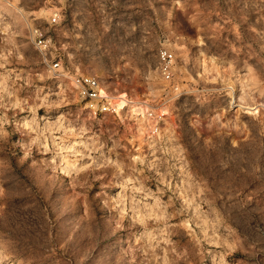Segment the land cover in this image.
Here are the masks:
<instances>
[{
  "label": "rangeland",
  "instance_id": "374dc122",
  "mask_svg": "<svg viewBox=\"0 0 264 264\" xmlns=\"http://www.w3.org/2000/svg\"><path fill=\"white\" fill-rule=\"evenodd\" d=\"M0 12V264H264V0ZM33 25L70 71L132 103L87 112L46 71Z\"/></svg>",
  "mask_w": 264,
  "mask_h": 264
},
{
  "label": "built area",
  "instance_id": "2783aa9c",
  "mask_svg": "<svg viewBox=\"0 0 264 264\" xmlns=\"http://www.w3.org/2000/svg\"><path fill=\"white\" fill-rule=\"evenodd\" d=\"M13 1V0H12ZM59 13L54 11L50 25H58ZM30 39L44 57L46 71L54 77L66 76L71 79L83 108L91 115L97 117L108 113H115L117 110L114 96L107 92L100 80L92 75L72 72L63 64L59 54L52 52L53 40L49 35V29L33 25L30 28ZM159 69L162 77L170 81L175 62V53L166 48L159 51Z\"/></svg>",
  "mask_w": 264,
  "mask_h": 264
},
{
  "label": "bare ground",
  "instance_id": "6f19581e",
  "mask_svg": "<svg viewBox=\"0 0 264 264\" xmlns=\"http://www.w3.org/2000/svg\"><path fill=\"white\" fill-rule=\"evenodd\" d=\"M0 17H1V12H0ZM118 99H123V101L121 102H116V106H117L116 110L118 109V112L125 109L127 106L130 105V103H132L131 100H129L125 94L121 95Z\"/></svg>",
  "mask_w": 264,
  "mask_h": 264
}]
</instances>
